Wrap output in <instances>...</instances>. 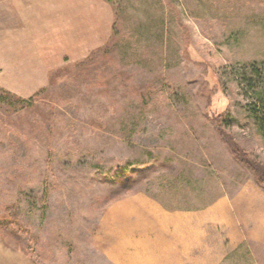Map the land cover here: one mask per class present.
I'll return each mask as SVG.
<instances>
[{
    "label": "rangeland",
    "instance_id": "obj_1",
    "mask_svg": "<svg viewBox=\"0 0 264 264\" xmlns=\"http://www.w3.org/2000/svg\"><path fill=\"white\" fill-rule=\"evenodd\" d=\"M0 89V264H264V0H0Z\"/></svg>",
    "mask_w": 264,
    "mask_h": 264
},
{
    "label": "trees",
    "instance_id": "obj_2",
    "mask_svg": "<svg viewBox=\"0 0 264 264\" xmlns=\"http://www.w3.org/2000/svg\"><path fill=\"white\" fill-rule=\"evenodd\" d=\"M258 120L259 128L264 131V114L258 115ZM232 152L233 154H236L242 162L247 164L250 169L254 170L257 175V180L264 186V165L249 158V155L245 152L239 154L237 147H233ZM0 229L3 233L9 235L14 241H18L21 244L20 247L22 251L32 255L33 251L29 241L31 239H36L37 236H35L28 227L22 226V224L16 219L10 220L8 217H2L0 218ZM25 237H27V239Z\"/></svg>",
    "mask_w": 264,
    "mask_h": 264
}]
</instances>
